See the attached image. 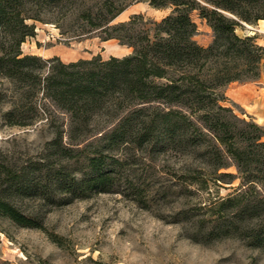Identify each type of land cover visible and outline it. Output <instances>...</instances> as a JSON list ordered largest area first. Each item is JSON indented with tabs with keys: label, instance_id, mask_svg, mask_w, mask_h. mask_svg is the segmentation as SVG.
Masks as SVG:
<instances>
[{
	"label": "trees",
	"instance_id": "trees-1",
	"mask_svg": "<svg viewBox=\"0 0 264 264\" xmlns=\"http://www.w3.org/2000/svg\"><path fill=\"white\" fill-rule=\"evenodd\" d=\"M138 2L169 13L158 21L133 14L112 23ZM194 14L212 33L206 46L194 39ZM259 20L264 0H0V76L13 84L15 95L2 120L26 127L44 116L49 145L61 146L64 137L71 145H99L86 158L89 173L68 183L70 192L108 193L116 179L128 181L120 155L130 146L187 151L192 173L183 181L205 188L240 180L209 207L207 235L240 232L264 248V129L234 113L224 94L229 83L260 75L264 47L255 36L237 32ZM36 21L75 36L96 31L102 41L115 40L131 52L68 63L23 54L20 46L34 36ZM195 160L200 165L191 167ZM230 167L236 174L219 172ZM24 169L0 160V216L36 228L14 204L25 190Z\"/></svg>",
	"mask_w": 264,
	"mask_h": 264
},
{
	"label": "rangeland",
	"instance_id": "rangeland-1",
	"mask_svg": "<svg viewBox=\"0 0 264 264\" xmlns=\"http://www.w3.org/2000/svg\"><path fill=\"white\" fill-rule=\"evenodd\" d=\"M168 13L138 2L112 23L127 21L133 14L158 21ZM193 19L197 43H210V29L195 14ZM34 25V36L20 46L23 54L58 57L68 63L131 52L115 40L102 41L96 31L75 36L52 22ZM250 31L246 26L237 30L244 35ZM259 76L264 80V64ZM14 98L13 84L0 76V160L25 168V190L14 197V204L39 227H20L0 216V264H264V248L251 245L242 233L207 235L209 207L231 193L240 183L238 178L205 188L189 184L183 181L192 173L187 151L163 152L145 143L120 155L130 183L118 177L108 193L70 192L68 183L89 173L86 158L99 145L90 141L71 145L66 137L61 146L49 145L52 133L44 116L30 126H7L1 114ZM38 102L52 110L44 100ZM228 106L240 118L254 122ZM219 172L236 174L234 167Z\"/></svg>",
	"mask_w": 264,
	"mask_h": 264
},
{
	"label": "crops",
	"instance_id": "crops-1",
	"mask_svg": "<svg viewBox=\"0 0 264 264\" xmlns=\"http://www.w3.org/2000/svg\"><path fill=\"white\" fill-rule=\"evenodd\" d=\"M198 20L206 25L204 21ZM254 26L246 27L252 30L250 35H256V42L264 47V20H259ZM224 94L227 105L232 104L240 115L249 117L258 125L264 126V80L261 76L249 82L229 83L224 88Z\"/></svg>",
	"mask_w": 264,
	"mask_h": 264
},
{
	"label": "water",
	"instance_id": "water-1",
	"mask_svg": "<svg viewBox=\"0 0 264 264\" xmlns=\"http://www.w3.org/2000/svg\"><path fill=\"white\" fill-rule=\"evenodd\" d=\"M245 26H247L246 24H244Z\"/></svg>",
	"mask_w": 264,
	"mask_h": 264
}]
</instances>
